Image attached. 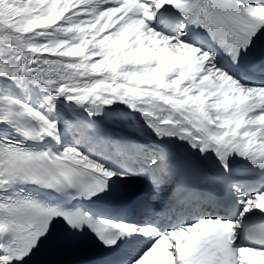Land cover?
Returning <instances> with one entry per match:
<instances>
[{"label":"snow or ice","instance_id":"1","mask_svg":"<svg viewBox=\"0 0 264 264\" xmlns=\"http://www.w3.org/2000/svg\"><path fill=\"white\" fill-rule=\"evenodd\" d=\"M84 243L264 264V0H0V264Z\"/></svg>","mask_w":264,"mask_h":264}]
</instances>
